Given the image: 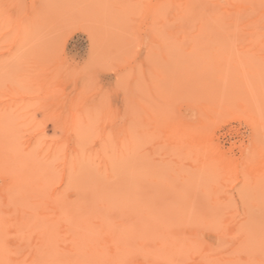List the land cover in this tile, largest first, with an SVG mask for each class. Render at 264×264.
Returning <instances> with one entry per match:
<instances>
[{"label": "rangeland", "instance_id": "obj_1", "mask_svg": "<svg viewBox=\"0 0 264 264\" xmlns=\"http://www.w3.org/2000/svg\"><path fill=\"white\" fill-rule=\"evenodd\" d=\"M218 1L213 4L219 6L217 17H223L216 20L225 22L221 34L219 25L218 30L211 25L216 8H212V13L205 11L208 15L204 13V19L201 16L204 23L197 20L198 23L189 26L190 22L179 21V7L186 6L190 0H0V125L5 131L0 126V141L6 142L4 137H10L14 131L17 136V142L13 138L14 144L20 147L13 151L14 156L19 150L23 154L24 150L37 147V152H29L36 157L29 155L18 162L27 165L31 162L28 158L32 162L38 159L32 167V162L28 167L21 163L19 168L18 164H5L11 157L9 163L14 165L16 157L11 152L13 143L10 147L2 144L5 152L3 149L0 159L6 157V152L10 156L7 155L6 162H0L2 214L21 211L24 220L29 216L36 219L39 211L34 210V204H26L32 199L29 195L22 198L23 191L33 188L39 172L42 176L46 170L48 178L53 179L56 174L61 175L59 170L65 169L67 174L69 169L71 176L66 175L67 182L48 179L49 182L46 173L42 176L47 194L56 192L54 203L61 207L53 204V208L60 214L64 212L58 221L63 226L66 224L63 228L68 233L72 225L76 234L81 232L93 212L97 218L103 216L106 221L98 218V222L104 221L107 227L97 225L98 231L95 224H89L94 228L88 230L98 237L104 230L114 231L112 238L116 244L132 249L130 254L119 251L122 257L129 254L127 259L132 258L131 262L143 264L148 259L153 262L154 258L160 264H264V1ZM198 3L196 0L195 5ZM198 8L201 15L200 8L203 11L207 6ZM238 14L241 16L237 17ZM194 16L189 20H195ZM208 16L212 18L209 24L213 29L209 24V28H200L210 22ZM237 22L241 30L237 33H243L244 39L240 43L236 34L239 43L223 50L229 38L227 34L237 31ZM181 24L184 30L189 28V33L198 34V29H204V38L197 35L195 40L201 46L209 39L208 45L215 42L210 45L214 49L204 47V52L200 51L202 55L198 52L195 55L199 44L187 45L191 42H185ZM229 24L235 25V31H228L233 28ZM214 30L219 31V38L227 31V36L224 34L227 39L223 41L225 37H222L218 41L217 35L210 39L208 35L211 32L214 35ZM234 35L230 42H234ZM215 52L220 53L217 59ZM2 133L7 135L3 137ZM13 139H9L10 143ZM55 146H59L58 153ZM40 155L45 159L43 163V158H37ZM65 160L74 165L70 162L64 167ZM53 167L57 173L52 172ZM31 168L38 175L34 179ZM6 170L12 173L15 170L16 174L11 176ZM21 175L24 183L29 181V186L20 185L22 189L17 185ZM10 180L16 183L18 192L23 190L22 196L19 195L24 200L21 208L15 206L21 200H16V187L9 184ZM5 186L10 187L6 189L11 194L6 193ZM25 204L30 211L24 209ZM85 209L84 213L90 217L83 220L85 214L81 211ZM77 218L80 228L76 226ZM79 218L86 221L83 223ZM13 230L7 232L12 238L9 234L4 238L6 245L17 247L21 253L12 254L11 260L21 255L29 260L35 250L40 253L38 234L26 233L25 238L16 239ZM63 232L53 248L62 252L78 247L75 242L70 243L67 233L63 241ZM180 239L182 243H178ZM158 240L165 243L161 246ZM24 241L28 242L27 249ZM83 243L79 245L83 253L92 250L93 243ZM51 248L50 254L45 249L42 252L47 254L40 253L44 256L38 257L36 251L34 256L37 260L46 256L50 264H56L51 256L57 250ZM90 254L91 251L86 259ZM100 255V252L95 254L97 258ZM44 260V264L49 263ZM86 261L84 257L80 260L81 264L90 263Z\"/></svg>", "mask_w": 264, "mask_h": 264}, {"label": "bare ground", "instance_id": "obj_2", "mask_svg": "<svg viewBox=\"0 0 264 264\" xmlns=\"http://www.w3.org/2000/svg\"><path fill=\"white\" fill-rule=\"evenodd\" d=\"M197 1H199V3H198L199 5H200L201 3L203 4V5H202V4L200 5L201 7L203 6V7L205 8V5L207 6V8H208L209 6H212L211 8H210V7L208 8L209 10H210V9H211V10L208 11V9L206 8V9H203V11H204V12H203V11H202V8H200V9H201V13H202V14L200 15V12H198V11H199V8H198V7H200V6H199L198 4L195 5L196 0H194V1H193V0H190V2H189L186 6L179 7L180 10L178 9L179 12H178V17H177V18L179 19V21H180L181 23L183 22V20H185L186 23H189V22H190L189 24H187V25H189V26H193L195 23H198L197 20H201V21H199V24H200V23H204V21L202 20V19H204V16H203L204 13H206V12L212 13V12H211V11H212V8H216V9H214V11H213V15H214V18H215V19L213 18V15L210 14V15L212 16V18L214 19V22H212V20H210V19H212V18L210 17V19H209V16H208V20H207V22H208L209 20H210V22L206 23L205 25L202 24V25L200 26V28H201V27H202V28H203V27L205 28V26H206L207 28L210 27V28L213 29V27H216V30H218L217 27L220 26L219 28H221V25H222V26L225 25V24H223V23H225V22L222 21L223 23H221V22L218 23V21L216 20V19H218V20L223 19V17L221 18V16H220L219 18L217 17V16L220 15V14H219V11H217L219 6L213 4V3H216V2H217L216 4H218V2H220V1L216 0L215 2H213V1L211 0V2L209 1V2L211 3V5L209 4V6L207 5L208 0H204V1H207L205 5H204V1H203V2H202L201 0H197ZM200 1H201V3H200ZM228 1H229V0H228ZM228 1H227V2H228ZM234 1H238V0H234ZM244 1H245V0H244ZM244 1H241V2H244ZM256 1H259V0H256ZM261 1H262V0H261ZM263 1H264V0H263ZM227 2H226V3H227ZM238 2H239V1H238ZM159 3H160V2H159ZM173 3H174V2H173ZM226 3H224L225 6H226ZM233 3H234V2H233ZM244 3H245V2H244ZM257 3L259 4V2H257ZM257 3H256V4H257ZM260 3H261V2H260ZM175 4H176V3H175ZM219 4H221V3H219ZM240 4H241V3H240ZM246 4H247V3H246ZM249 4H250V3L248 2V5H249ZM262 4H264V2H263ZM170 5H171V3H170ZM176 5H178V4H176ZM214 5H215V7H214ZM251 5H252V4H251ZM178 6H179V5H178ZM217 6H218V7H217ZM254 6H255V5H254ZM263 6H264V5H263ZM160 7H161V6H160ZM162 7H163V6H162ZM226 7H228V6H226ZM230 7H231V6H230ZM255 7H256V6H255ZM157 8H158V7H157ZM163 8H164V7H163ZM165 8H166V7H165ZM167 8H168V7H167ZM171 8H173V7H171ZM175 8H176V7H175ZM228 8H229V7H228ZM228 8H227V9H228ZM160 9H162V8H160ZM196 9H197V10H196ZM257 9H258V8H257ZM167 10H168V9H167ZM195 10H196V12H198V13H195ZM240 10H241V9H240ZM154 11H155V10H154ZM171 11H172V10H171ZM205 11H206V12H205ZM216 11H217L218 14L215 15L214 13H216ZM222 11H223V10H222ZM234 11H235V10H234ZM164 12H165V9H164ZM173 12H174V11H173ZM176 13H177V12H176ZM193 13H195V14H193ZM224 13H225V12H224ZM224 13H223V14H224ZM238 13L240 14V12H238ZM243 13H244V12H243ZM197 14H198V16L200 15V17H198ZM206 14H207V13H206ZM239 14L237 15V17L239 16ZM252 14H253V13H252ZM156 15H158V13H157ZM164 15H166V14H164ZM194 15H195L196 17H195ZM207 15H208V14H207ZM235 15H236V14L234 13L232 16L234 17ZM253 15H254V14H253ZM190 16H192V17L194 16V17H195V20H193V21L191 20V21H190V20H189V19H190ZM201 16H202L203 18H202ZM215 16H216L217 18H216ZM227 16H229V15H227ZM230 16H231V15H230ZM240 16H241V15H240ZM240 16H239V17H240ZM247 16H249V15H247ZM259 16H260V15H259ZM259 16H258V17H259ZM258 17H257V18H258ZM201 18H202V19H201ZM224 18L226 19V17H224ZM228 18H229V17H228ZM263 18H264V17H263ZM155 19H156V18H155ZM229 19H230V21H231V18H229ZM234 19H236V17H235ZM156 20H157V19H156ZM172 20H173V19H172ZM215 20H216V21H215ZM236 20H237V19H236ZM259 20H260V19H259ZM163 21H164V19H163ZM187 21H188V22H187ZM237 21L239 22V20H237ZM171 22H172V21H171ZM192 22H193V23H192ZM194 22H195V23H194ZM211 22L214 23V24H216V26H215L214 24H211V25L213 26V27H212V26L209 24V23H211ZM226 22H227V24L229 23V22H228V19H227ZM234 22H235V21H234ZM238 22H237V24H236V26L238 25L237 28L235 27L234 24H233V25H231L232 23L229 24V28H230V27H233V28H232V29H231V28L228 29V31H231V30H232L231 32H233V30H234L235 28L237 29L236 32H233L235 35L232 34V35H234V37H233V40L235 39L234 42H230V41H232V35H230V36H231V38H230L229 34H227V33H228L227 31H224V33L222 32V33H223L222 37H225L224 40L222 39V37L219 38L218 35L221 34V31L223 30V28H225L224 26H223V28L219 29V30H220V34H219V31H217V32H218V33H217V32L214 30L215 34L213 35V33L211 32L212 34L210 33V35H208V37L210 36V39H211V36L214 37L215 35H217L218 41H220V40L225 41V39H227V38L229 37V38H228V41H226V46H225V43L222 41V42H223V43H222V46L224 45L225 47H227V48L224 47V48H222V49H223V50H224V49H228V47H231V46L235 45V42H237V37H238V38L240 37L239 40H241V38L244 39V37H245V35H242L243 33L241 34L242 36L240 35V32H239V34L237 33L238 30H239L238 28H240ZM164 23H165V22H164ZM168 23H170V22H168ZM168 23H166V24L168 25ZM191 23H192L193 25H192ZM217 23H218V24H217ZM235 23H236V22H235ZM207 24H209V27L207 26ZM248 24L251 25V23H248ZM156 25H157V24H156ZM171 25H172V24H171ZM183 25H184V24H183ZM187 25H186V27H187ZM218 25H219V26H218ZM179 26H180L179 28L183 27L182 24L179 25ZM189 26H188V27H189ZM241 27H242V26H241ZM164 28H165V27H164ZM168 28H169V27H168ZM177 28H178V27H177ZM249 28H250V27H249ZM263 28H264V27H263ZM186 29H187V28H186ZM186 29L184 30L183 28H181V30L183 31V34L185 35V39H186V40L183 38V39L185 40V42H188V41L191 42V45H190L189 42H188L189 44H187V45H189V47H190V46L193 47L192 43H194V44H196V45H197V43L199 44V41H198V40H195V39H197V35L200 36V37L202 36L203 38H204V36H205V35H203V33L205 32L204 29H202V30H201V29H198L201 33L204 31L201 35L199 34V33H200L199 31L197 32L198 34H194L193 32H192V33H193V34H192V33H189V32H188V31H189V28H188L187 30H186ZM245 29H246V28H245ZM245 29H244V30H245ZM260 29H261V28H260ZM175 30H176V29H175ZM195 30H196V29H195ZM253 30H254V29H253ZM263 30H264V29H263ZM177 31H178V29H177ZM192 31H193V30H192ZM234 31H235V30H234ZM239 31H241V30H239ZM254 31H255V30H254ZM260 31H261V30H260ZM190 32H191V31H190ZM231 32H230V34H231ZM248 32H249V31H248ZM160 33H161V32H160ZM195 33H196V32H195ZM253 33H254V32H253ZM261 33H262V32H261ZM261 33H260V34H261ZM164 34H165V33H164ZM176 34H177V33H176ZM181 34H182V32H181ZM224 34H225V35H226V34L228 35V36L226 35L227 38H226V36H225ZM236 34H237V37H235ZM263 34H264V33H263ZM159 35H160V34H159ZM182 36H183V35H182ZM220 36H221V35H220ZM243 36H244V37H243ZM251 36H253V35H250V37H251ZM254 36H255V35H254ZM195 37H196V38H195ZM200 37H199V39H201ZM208 37H207V38H208ZM181 38H182V37H181ZM259 38H260V37H259ZM219 39H220V40H219ZM229 39H231V40H229ZM180 40H181V39H180ZM184 40H183V41H184ZM201 40H202V39H201ZM212 40H215V38L212 39ZM212 40H211V41H212ZM247 40L249 41V39H246V41H247ZM183 41H179V43H181V42H183ZM208 41H209V39H207V41L204 43V45L202 44L203 42L201 43V41H200V43L203 45V47H201L202 45L200 46V44H199L200 47L197 46L198 49L195 48V49H197L198 51H197V50L195 51L194 49H192V52L195 51L194 54H195V55H197V54L199 55V53H201V52L203 53V52H204L203 49H205V48L210 47V48H208V49H211V48L214 49V47H213V46H210V45H211L212 43H215V42L212 41V43H211L210 45H208ZM248 41H247V42H248ZM250 41H251V40H250ZM254 41L258 42V41H261V39H259V40L255 39ZM254 41H253V42H254ZM227 42H229V44H230V43H234V44H232V45H231V44H230V45L228 44V46H227ZM241 42H242V40L240 41V43H241ZM251 42H252V41H251ZM261 42H262V41H261ZM237 43H239V41H238ZM237 43H236V45H239V44H237ZM244 43H245V41H244ZM216 44H217V43H216ZM180 45H181V44H180ZM180 45H179V46H180ZM182 45H183V44H182ZM207 45H208V46H207ZM212 45H213V44H212ZM249 45H250V43H249ZM260 45H262V44H260ZM263 45H264V44H263ZM263 45H262V46H263ZM185 46H186V44H185ZM245 46H246V44H245ZM250 46H252V45H250ZM204 47H205V48H204ZM241 47H242V45H241ZM200 48H202V49H200ZM244 48H245V47H244ZM183 49H184V48H183ZM190 49H191V48H190ZM212 49H211V50H212ZM239 49H240V48H239ZM261 49H262V48H261ZM184 50H185V49H184ZM217 50H220V49H217ZM223 50H222V52H223ZM241 50H242V49H241ZM200 51H201V52H200ZM255 51H257V50L255 49ZM262 51H263V50H262ZM196 52H198V53L196 54ZM209 52H210V51H209ZM219 52H221V51H219ZM219 52H218V53L215 52L217 55H216V54L213 55V56L216 55L215 59L219 58V57H218L219 54H220ZM245 52H246V50H245ZM202 53H201V55H202ZM253 53H254V52H253ZM257 53H258V51H257ZM194 54H193V55H194ZM195 55H194V56H195ZM257 55H258V54H257ZM200 57H201V56H200ZM200 57H199V58H200ZM192 58H193V57H192ZM195 58H197V56H195ZM197 60H198V59H197ZM197 60L194 59V61H197ZM190 61H191V60H190ZM198 61H199V60H198ZM194 63H195V62H194ZM196 63H197V62H196ZM0 117H1V116H0ZM156 117H157V116H156ZM179 118H180V117H179ZM175 119H176V118H175ZM171 120H172V119H171ZM165 122H166V121H165ZM168 122H169V121H168ZM172 123H173V122H172ZM172 123H171V124H172ZM179 125H180V124H179ZM0 126L3 127L2 125H0ZM175 127H177V126H174V128H175ZM186 127H187V126H186ZM189 127H190V126H189ZM174 128H173V129H174ZM181 128H182V127H181ZM0 129H1V128H0ZM189 129L191 130V128H189ZM194 129H195V127H194ZM2 131H4V127H3V130H2ZM182 131H183L184 133L187 132V131H184V130H182ZM182 131H181V132H182ZM195 131H196V130H195ZM197 131H198V130H197ZM197 131H196V132H197ZM4 132H5V131H4ZM175 132H176V131H175ZM179 132H180V131H179ZM200 132H201V131H200ZM0 133H1V130H0ZM12 133L14 134L15 132L13 131ZM12 133H11V135L13 136ZM193 133H194V132H193ZM201 133H202V132H201ZM7 134L10 135L9 132H8ZM7 134H6V133H2V136L4 137V135H7ZM180 134H182V133H180ZM187 134H188V133H187ZM11 135H10V137H6V136L4 137V138H6V142L9 141V143H8V142L6 143L5 140L3 139V140L0 141V145H2V144L7 145V144H8V146H6V147H10L9 144L12 145V143H13L14 146L12 145L13 150H11V152H13V151L16 152V151H18L17 149H20L18 143H17V144H14V143L17 142V138L15 139V137H17V136L14 134L15 136L12 137ZM185 135H186V134H185ZM182 136H184V135H182ZM0 138H1V136H0ZM7 138H8V139H7ZM11 138H12V139L14 138V139L16 140V142H15L14 139H13V141H11V143H10ZM9 139H10V140H9ZM1 142H2V143H1ZM35 142H36V141H35ZM75 142H76V141H75ZM205 143H206V142H205ZM20 144H21V143H20ZM208 144H209V142H208ZM4 145H2L3 148L0 147V148H1V149H0V153L2 152L3 149H4L3 152H5V148H4L5 146H4ZM15 146H16V147H15ZM30 146H31V145H30ZM35 146H36V145H35ZM206 146H207V144H206ZM208 146H209V145H208ZM18 147H19V148H18ZM55 147H56L55 150L57 151V150L59 149V148L57 149V147H59V146H55ZM12 148H10V149H12ZM33 148H34V147H33ZM35 149H37V147H35ZM35 149H32V148L28 149V150H27L28 153H27V151L24 150L25 152L23 151V154L26 153V155H23L22 153H20V150H19V152L16 154L17 156H14L15 154H14V152H13L12 155H13L14 157H16V159H15L14 157H12V158H14V159L16 160V161L13 160V161L15 162L14 165H12L11 163H9V162H11V157L8 155V152H6V153H7L8 157H10V158H8L7 155H5V153H3L6 157H5V158H4V157L1 158V159H0V162H3V163H4V162H6V159L8 158V159H10V160H9V162L7 161L5 164L8 163L10 166H16V165L18 164V165H17V167H18L21 163L24 162V161H23V162L19 163L18 161H20L21 159L23 160L26 156L28 157V156L30 155L29 152H31L32 150H34V153L37 152ZM8 150H9V148H8ZM55 150L53 149V152H54ZM21 151H22V150H21ZM11 152H10V154H11ZM53 152H50V153H53ZM62 152H63V151H62ZM214 152H215V151H214ZM34 153H33V154H34ZM55 153H56V152H55ZM57 153H58V151H57ZM21 154H22V155H21ZM33 154H31L30 156H35V154H34V155H33ZM36 154H37V153H36ZM39 154H40V153H39ZM42 154H43V153H41V155H42ZM53 154H54V153H53ZM12 155H11V156H12ZM20 155H21V156H20ZM41 155H40V157H37V158H40V159L43 158ZM22 156H23V157H22ZM18 157H19V158H18ZM35 157H36V156H35ZM48 157H49V156H48ZM76 157H77V156H76ZM20 158H21V159H20ZM62 158H63V157H62ZM62 158H61V159H62ZM77 158H78V157H77ZM99 158H100V157H99ZM103 158H104V157H103ZM17 159H19V160H17ZM29 159H31V160H29ZM43 159H44V158H43ZM45 159L47 160V158H46V154H45ZM45 159H44V160H41L42 163H43V161H45ZM101 159H102V158H101ZM34 160H35V159H33V162H32V158H28V161H31L33 164L31 165V162H29V163H27V165H26V162H25V164L23 163L22 166L26 165V166L28 167V164H29V165H31V167H32L34 164H36V163L38 162V159H37V162H35ZM78 160H79V159H78ZM99 160H100V159H99ZM13 161H12V162H13ZM57 161H58V159H57ZM65 161H66V160H65ZM69 161H70V160H69ZM17 162H18V163H17ZM48 162H49V161H47V163H48ZM54 162L56 163V160H55V159H54ZM66 162H67V161H66ZM66 162H65V164H64V167H67V164H68V163L70 164L71 161H70V162H67V163H66ZM102 162H104V160H102ZM71 163H72V162H71ZM49 164H50V163H49ZM56 164H58V163H56ZM56 164H55L54 166H56ZM61 164H62V163H61ZM69 164H68V165H69ZM78 164H79V162H78ZM78 164H77V165H78ZM36 165H37V164H36ZM46 165H47V164H46ZM65 165H66V166H65ZM71 165L73 166L74 163H72ZM5 166H7V165H5ZM5 166H4V167H5ZM22 166H21V168H22ZM50 166H51V165H50ZM2 167H3V166H2ZM34 167H38V166H34ZM48 167H49V166H48ZM57 167H58V166H57ZM60 167H61V166H60ZM62 167H63V166H62ZM62 167H61V168H62ZM5 168H6V167H5ZM14 168H15V167H13V169H14ZM18 168H19V167H18ZM29 168H30V166H29ZM41 168H43L44 170L47 169V168H44V167H41ZM50 168H51V167H50ZM26 169H28V168H26ZM26 169L24 168L23 170H26ZM52 169H53V171H52L53 173H57V172H58V171H57V172L55 171L54 167H53ZM52 169H50V170H52ZM66 169H67V168H66ZM101 169H102V168H101ZM7 170H8V169H7ZM7 170H6V171H7ZM56 170H57V169H56ZM67 170L69 171V169H67ZM2 171H3V170H2ZM13 171H14V173H12V170H9V172L7 171V172H5V173L7 174V173H10V172H11L10 175L12 176V174H16V173H15V170H13ZM19 171H20V169H19V170L17 169V172H19ZM29 171H30V174H34V175H35V176H34V175H33V176L31 175V176L33 177V179H34V177L38 176V175H37V172L34 173V171H32V168L29 169ZM54 171H55V172H54ZM60 171H62V172H61V175L59 174V175H60V176H59L58 174H56V177L52 179V178H50V177L48 178V173H46L47 171L45 170V173L47 174V175H46V176H47L46 181H49L48 179H50V180H51V179H52V180L55 179V180L58 181V179H59L60 182H65V181L68 179V177H67V176L69 175V174H68V171H67V174H68V175L65 173V169H63V170H59V172H60ZM74 171L76 172V170H73L72 172H74ZM38 172H39V171H38ZM49 172H51V171H49ZM75 172H74V173H75ZM45 173H42V174H43L42 176H45ZM53 173H50V174H51V177L54 176V175H52ZM102 173H103V172H102ZM17 174H18V173H17ZM28 174H29V173H28ZM4 175H5V174H4ZM24 175H25V174L23 173V176H24ZM66 175H67V176H66ZM2 176H3V175H2ZM5 176H6V178H7V177H9V178L11 177V176H9V175H5ZM23 176H22V175H21V177L18 176V177L20 178V181H23V183H22V182H20L19 179H18V181H19L20 183L18 182L17 185H18L20 188H21V187L23 188V186H25V185L29 186V185H28V184H29V183H28L29 181L27 182V180H26L25 183H24V180H25V179H24V180L21 179ZM39 176H40L41 178L39 177L38 180H37V177L34 179L35 183L33 184V188H32V189H31V187H30V188L28 187L29 189H27L26 192H24L23 190H21V191H23V193H24V194H22V195H24L22 198L25 199V198L28 197V195H29V196H30V199H32V200L35 202V203H34V202L31 200V201H29V203H28V202L26 201V204H34V205L36 206V209H34V210H35V211H36V210L39 211V212H38V215H37V213H36V215H37L36 219L33 217V216H36V215H33V216H31V217H33L34 219H32V218L30 219V216H29V218H26L27 220H24V219H23V215H22L23 213H19V212H21V211L17 212V214H16L15 212H13V213H15V214H10V215H5V214L3 215L2 212L0 211V264H44V262H42L43 259H45L46 261L49 260V259L45 256L47 259H46L45 257H43V258L40 257V258H42V259L40 260V258H39V259H38L39 261H38V260H37V257L34 256V254H36V253H35L36 250L34 251L33 257H32V258L30 257L29 260L25 259V258H26V257H25L26 255H25V256H24V255H21L22 257H21V256H18L17 259H15V260H11L12 258L10 259V257H11L12 254H13V255H17V254L19 255V253H21L20 250H19L17 247H15V246H14V247H13V246L8 247V246L6 245V241H5V239H6L7 237L5 238V236H6L7 234H9V233H7L8 230H9V231H10V230H11V231L13 230V229H11V228H13V227H14L13 232L15 233V234L13 233V234H14L13 236H14V238H16V239H19V238H25V237H26V233H29L28 236L30 235V233H36V235L38 234V236H39V239H38L39 243H37V244L39 245V247H41V248L43 247V248H44V249H43V248H42V249L40 248V250H41V251H39L40 253H41L43 250L46 249V248H45L46 246H48V249H50L51 246H52V248L54 247V245L56 244L55 242H56V240H57V237L60 236V235H59L60 232H63V231H64L63 234H61V235H62L61 238H62L63 241H64L65 239H67L66 235L69 234L68 237H69V239H70V243H71V242H72V243L75 242V244H74V243H73V244H74L75 246L78 245V247L74 248L73 244H71V245L73 246V248H70L69 250L66 249L67 251H66V250H63V251H62L63 253L60 252L62 249H59L60 251H58V250H57V249H58L57 247H56V248H53V249H55V250H57V251H55V252H54L55 254H52L51 257H52V261H54V263H56V264H81L80 260H81L82 257H84L85 261L87 260L88 262H90V263H88V264H92L93 261L95 262V264H123L124 262H126V263H124V264H127V263H128V264H138V263H136V262H131V261H133L132 258H130V259L128 258V259H127V257H128L129 254L131 253L130 251H132V249H129V248H128V250H127L126 247L120 245L119 243H118L119 245L116 244L117 242L114 241L115 238H114V239L112 238V235H114V234H113L114 231L112 232V231H110V230H106V231L104 230V233H103V235H102L101 237H98V236H97L98 234L96 235V233L94 234V236L92 235V234H93V232H92V230H93L92 227H93V226L90 227L91 225H94V224H95L94 227H95L96 230H98L99 227H102V224L105 223V222L103 221V223L100 224V223L102 222L100 219H103V216L100 215V213H99V215H100L101 217H98V218H100V219H99V222H98V218L96 217V214H95V213L92 212L93 215L95 214V215L93 216V215L91 214V212H90V214H91V219H89L90 215H89L88 213H87V215L84 213V211L86 212V209H85V210H82L81 212H83V213L85 214V216H86V217H85V216L82 217V219L88 217V219L90 220V221H88V223L91 224V225L88 224V225H89V226H88L86 223H84L86 220L83 222V221L81 220V218H79L80 221H82V222L84 223V225H82L84 229H83V230L81 229V232H83V233H81L80 230H79V232L76 234L75 231L73 230V229L76 230V228H74L75 226L72 225V226H71V227H73V229H72V228L67 224V225L69 226V228L72 229L71 232H70V230H69L70 233H68V232H67L68 230H67L66 228H63V227H65L66 224L63 226L62 223H59V221H58V216H61L62 213L64 214V212H61V214H60V212H58V210H56L55 208H53V207H55V206H53V204L56 205V203H54V202L56 201V200H54V199H55L56 192H55V193H54V192H51V194H50V193L47 194L48 191L46 192V190L44 189V188H46V185H45L46 182H45V179H44L45 177L43 178V177L41 176V173H40V172H39ZM69 176H71V175H69ZM16 177H17V176H16ZM18 177H17V178H18ZM27 177H29V176L26 175V179H27ZM32 177H31L30 179H32ZM57 177H59V178H57ZM83 177H84V176H83ZM89 177H90V176H89ZM56 178H57V179H56ZM72 178H73V177H72ZM42 179H43L44 181H42ZM55 180H54V181H55ZM7 181H9V180H7ZM10 181H11V180H10ZM30 181H31V180H30ZM34 181H31V182H34ZM57 181H55V182H57ZM76 181H77V180H76ZM14 182L17 183V179H15ZM14 182L11 181L9 184H10V185H11V184H14ZM49 182H51V181H49ZM66 182H67V181H66ZM16 183L14 184L16 188L14 187V185H12V186L15 188V191H14V190H13V191L17 194V195L15 194L16 197H17V199H16V197H13V198H15L17 201H20V200H21V201H20L21 204L16 203V205H15L16 207H17L18 205H20V208H21V205H22V203H23L24 200H23V199H20V197L22 196V195H20V193H22V192L20 191V189H19L20 192H18V187H17ZM27 183H28V184H27ZM47 183H48V182H47ZM74 183H76V182H74ZM106 183H107V182H106ZM24 184H25V185H24ZM78 184H79V182H78ZM10 185H9V186H10ZM20 185H23V186H20ZM30 185H31V184H30ZM44 185H45V186H44ZM48 185H49V183H48ZM52 185H53V184H51V186H52ZM66 185H67V184H66ZM75 186H76V185H75ZM7 187H8V186H7ZM7 187L5 186V188H4V189L6 190V193H7L8 191H10V190L7 191V189H6ZM9 188H10V187H8V189H9ZM22 188H21V189H22ZM41 189H44V191H40ZM46 189L48 190V188H46ZM75 189H76V188H75ZM11 191H12V190H11ZM16 191H17L19 194H18ZM3 192H4V191H3ZM14 192H13V193H14ZM42 192H43V193H42ZM45 192H46V193H45ZM8 193H9V192H8ZM27 193H28V194H27ZM9 194H11V193H9ZM25 194H26V196H25ZM15 195H14V196H15ZM19 195H20V197H19ZM9 196H10V195H9ZM82 196H83V195H82ZM107 196H108V195H107ZM4 197H5V196H4ZM6 197H7V195H6ZM31 197H36V198L33 199V198H31ZM8 198H10V197H8ZM11 198H12V197H11ZM18 198H19L20 200H19ZM87 198H88V197H87ZM93 198H95V196H94ZM26 199H27V198H26ZM12 200H13V199H12ZM12 200L10 199V201H12ZM16 200H15V201H16ZM28 200H29V199H28ZM79 200H80V199H79ZM15 201L13 200V202H15ZM73 201H74V200H73ZM8 202H9V201H8ZM8 202H7V203H8ZM30 202H33V203H30ZM70 202H71V201H70ZM57 203H58V202H57ZM73 203H74V202H73ZM4 204L7 205L6 203H4ZM26 204H25V205H26ZM65 204H66V203H65ZM23 205H24V204H23ZM58 205H59V203H58ZM58 205H56V206H58ZM1 206H2V205H1ZM27 206H28V205H26V208H24V209H26V211H30L29 208H28L29 206H28V207H27ZM66 206H67V205H66ZM77 206H78V205H77ZM90 206H91V205H90ZM90 206H89V207H90ZM2 207H3V206H2ZM5 207H6V206H5ZM22 207H23V206H22ZM37 207H38V209H37ZM59 207H61V204L59 205ZM11 208H12V207H11ZM17 208H19V207H17ZM34 208H35V207H34ZM57 208H58V207H57ZM64 208H65V207H64ZM106 208H107V207H106ZM6 209H7V208H6ZM39 209H40V210H39ZM66 209H67V208H66ZM70 209H71V208H70ZM70 209H69V210H70ZM72 209H73V208H72ZM16 210H17V209H15V211H16ZM18 210H20V209H18ZM89 210L91 211V207H90ZM4 211H5V210H4ZM26 211H24V212H26ZM70 211H71V210H70ZM76 211H78V210H75V212H74V210H73V213H76ZM53 212H55L54 215H53ZM67 212H68V211H67ZM79 212H80V211H78V213H79ZM81 212H80V213H81ZM88 212H89V211H88ZM98 212H99V211H98ZM28 213H29V212H28ZM25 215H26V213L24 214V216H25ZM27 215H28V214H27ZM77 215H80V214H77ZM70 216H71V214H70ZM72 216H73V215H72ZM27 217H28V216H27ZM76 217H77V216H76ZM79 217H81V215H80ZM93 217H94V219H95V218L97 219V222L94 223V222L92 221V220H93ZM37 218H38V219H37ZM73 218H74V217H73ZM73 218L70 217V219H73ZM105 218H106V217H105ZM107 218H108V216H107ZM96 219H95V221H96ZM129 219H130V218H129ZM68 220H69V219H68ZM77 220H78V218L76 219V221H77ZM83 220H84V219H83ZM103 220H105V219H103ZM65 221H66V220H65ZM70 221H71L70 223H73V222H74L73 220H70ZM72 221H73V222H72ZM105 221H106V220H105ZM77 222H78V221H77ZM107 222H108V221H107ZM107 222H106V223H107ZM63 223H64V220H63ZM65 223H66V222H65ZM92 223H93V224H92ZM124 223H125V222H124ZM126 223H127V222H126ZM133 223H134V222H133ZM135 223H136V222H135ZM73 224H74V223H73ZM75 224H76V223H75ZM113 224H114V223H113ZM129 224H130V223H128V225H129ZM97 225L99 226L98 229H97ZM76 226L80 228V222H78V223L76 224ZM158 226H159V224H158ZM158 226H157V227H158ZM8 227H9L10 229H8ZM94 227H93V228H94ZM103 227H107V226H105V224H104ZM103 227H102V228H103ZM121 227H122V226H121ZM25 228H26V230H25ZM89 228H91L92 230H91V229H90L91 231L88 230ZM62 229H63V230H62ZM65 229H66V230H65ZM95 229H94V231H96ZM103 229H104V228H103ZM134 229H135V228H134ZM72 231H74V232H72ZM88 231H89V234H90L91 236H93V237H89V238H88V236H90V235L88 234ZM98 231H99V230H98ZM98 231H96V232H98ZM133 231H134V230H133ZM66 233H67V234H66ZM80 233H81V234H80ZM115 233H116V232H115ZM117 233H118V232H117ZM133 233H134V232H133ZM42 234H43V235H42ZM11 235H12V234H11ZM11 235L9 234V237H10V238H12ZM95 235H96V236H95ZM115 235H116V234H115ZM121 235H122V234H121ZM124 235H125V234H124ZM162 235H163V232H162ZM28 236H27V237H28ZM31 236H32V235H31ZM80 236H81V238H80ZM164 236H165V235H164ZM171 236H172V235H171ZM173 236H174V235H173ZM165 237H166V236H165ZM4 238H5V239H4ZM61 238H60V239H61ZM181 238H182V237H181ZM82 239H83V241H80V240H82ZM119 239H120V236H119ZM160 239H161V238H160ZM164 239H165V238H164ZM85 240L87 241V243H86ZM161 240H162V239H161ZM182 240L184 241L185 239H182ZM8 241H9V240H8ZM63 241H62V242H63ZM159 241H160V240H158V243H160L161 246H162V243H163L164 241H163L162 243L159 242ZM178 241H179L178 243H180V242H181V239L178 240ZM22 242H23V241H22ZM22 242H21V245H22ZM24 242H25V241H24ZM59 242H61V240H59ZM83 242H85L87 245H92V243H93V245L90 246V248H92V250L89 249V251H91L90 257L88 258L89 260L86 259V257L88 256L87 254H88L89 251L85 252V253H87L86 256H82V255H85V253H83L84 250H83L82 248H81V249H82V250H81L80 247H79V245H80V243H83ZM95 242H96V243H95ZM113 242H115V243H113ZM119 242H120V241H119ZM10 243H11V242H10ZM12 243H13V242H12ZM27 243H28V242H25V244L23 243V244L25 245V247L27 246ZM164 243H165V242H164ZM172 243H173V242H172ZM181 243H182V242H181ZM184 243H185V242H184ZM64 244H65V243H64ZM86 244H85V245H86ZM121 244H122V243H121ZM139 244H140V245H143L144 243L140 242ZM185 244H186V243H185ZM190 244H191V243H190ZM21 245H20V246H21ZM24 245H23V247H24ZM71 245H70V247H72ZM87 245H86V246H87ZM182 245H183V244H182ZM182 245H181V246H182ZM28 246H29V245H28ZM31 246H32V245H31ZM55 246H57V245H55ZM66 246H67V245H66ZM83 246H84V243H83L82 247H83ZM86 246H85L84 248H87L86 250H88L89 246H87V247H86ZM158 246H159V245H158ZM187 246H189L188 242H187ZM191 246L193 247V245H191ZM23 247H21V248H23ZM184 247H185V245H184ZM31 248H32V247H31ZM37 248H38V247H36V249H37ZM52 248H51V250H52ZM190 248H191V247H190ZM26 249H27V247H26ZM48 249H46V250H47L46 252H49V251H50V250L48 251ZM186 249L188 250V248H186ZM23 250H24V249H23ZM29 250H31V249H29ZM80 250H81V251H80ZM165 250H166V249H165ZM184 250H185V248H184ZM187 250H186V251H187ZM31 251H32V250H31ZM64 251H65V252H64ZM119 251H121V252L126 251L125 254H127V251H129V252H128L129 254L127 255V257L124 255L123 257H126V258H123V257H122V254H123L124 252L120 254ZM190 251H191V249H190ZM26 252H28V250H27ZM26 252H25V253H26ZM36 252H37L38 257H39V255H40V256H44V255H41L40 253H38V251H36ZM46 252H45V253H46ZM50 252H51V251H50ZM50 252H49V254H50ZM52 252H53V251H52ZM52 252H51V253H52ZM59 252H60V253H59ZM99 252H100V254H102V255H100L99 258H97V257L95 256V254H96V253H99ZM105 252H106L107 254H106ZM192 252H193V251H192ZM15 253H17V254H15ZM30 253H31V252H30ZM30 253H29V254H30ZM42 253H44V252H42ZM45 253H44V254H45ZM56 253H57V255H56ZM80 253H81L82 255H81ZM118 253L121 255L122 258L119 256ZM27 254H28V253H27ZM46 254H47V253H46ZM116 254L118 255L119 258L122 259L123 262H122V261H121V262L119 261V260H121V259H119V258L116 256ZM190 254H191V253H190ZM54 255H55V256H54ZM80 255L82 256L81 258H79ZM31 256H32V255H31ZM47 256H48V255H47ZM53 257H54V258H53ZM129 257H130V256H129ZM14 258H15V257H14ZM34 258H35V259H34ZM145 258H146V257H145ZM147 258H149V256H148ZM91 259H92V261H91ZM123 259H124V260H123ZM126 259H127V260H130V261H125ZM134 259H135V258H134ZM152 259H153V262H151V260L148 259L149 262H148V261H147V262L144 261L145 263H143V264H152V263H153V264H155V263H156V264H160V262H159L158 260H157V262H158V263H157V262H154V261H156V260H154V258H152ZM45 260H44V261H45ZM144 260H145V259H144ZM46 261H45V262H46ZM49 261H50V260H49ZM49 261H48V262H49ZM83 261H84V260H83ZM87 261H86V262H87ZM134 261H135V260H134ZM91 262H92V263H91ZM142 262H143V261H142ZM205 262H206V261H205ZM205 262H202V263H205ZM46 263H47V262H46ZM46 263H45V264H46ZM208 263H209V262H208ZM48 264H50V262H49ZM51 264H52V263H51ZM83 264H85V263H83ZM205 264H206V263H205Z\"/></svg>", "mask_w": 264, "mask_h": 264}]
</instances>
